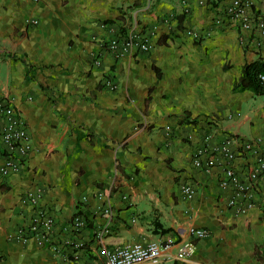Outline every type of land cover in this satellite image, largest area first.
I'll return each mask as SVG.
<instances>
[{"label":"crops","instance_id":"1","mask_svg":"<svg viewBox=\"0 0 264 264\" xmlns=\"http://www.w3.org/2000/svg\"><path fill=\"white\" fill-rule=\"evenodd\" d=\"M230 1L0 0V100L31 145L0 176V264H99L107 250L167 240L158 264H260L264 182L242 214L219 187L225 169L243 181L255 166L246 142L264 159V95L238 88L245 64H264V44L224 22ZM245 1L264 19V0ZM131 33L148 52L115 59L100 47ZM39 219L49 229L27 235ZM186 243L193 254L176 259Z\"/></svg>","mask_w":264,"mask_h":264},{"label":"built area","instance_id":"2","mask_svg":"<svg viewBox=\"0 0 264 264\" xmlns=\"http://www.w3.org/2000/svg\"><path fill=\"white\" fill-rule=\"evenodd\" d=\"M36 3L38 0H31ZM224 22L228 24H235V26L247 36L256 38L254 41L255 46L264 44V19L254 20L252 13L249 10V3L245 0H231L225 8ZM31 25L36 24L35 20L26 21ZM186 36H191L194 39L197 38L195 33L187 31ZM100 47H104L113 58L118 59L131 50L146 53L149 51L150 46L146 39L131 33L123 38H113L106 43H101ZM95 65L98 62L94 61ZM262 80V77H260ZM104 85L109 90H114L115 85L111 81L106 80ZM257 141H248L243 145L245 152H250L255 155V166L247 173L245 180L241 181L235 176L234 172L227 168L223 172V178L219 182V187L225 189L231 187L233 190L232 196L227 201V206L233 208L235 214H242L253 206V190L256 186V182L262 180L264 182V159L257 152ZM0 144L3 148V162L0 166V176L2 178L7 177L12 173H16L24 163L25 158L31 151L30 137L27 133L25 123L21 115L12 107L9 102L0 100ZM220 152L229 161L234 159L233 153L230 152L228 143H224L218 147ZM202 151H197L193 165L195 167L200 166L198 160ZM198 156V157H197ZM181 193L186 199H191L194 191L189 186L181 187ZM38 195L27 194V200L30 205L33 206L36 203ZM108 215V210L104 211ZM39 224L45 230L51 226L50 219H39L34 221L27 229L28 234H34L36 225ZM73 225L78 227L81 222L78 219H74ZM106 232V231H103ZM191 235L198 238L205 235L204 231L191 230ZM20 240H26L23 233H20ZM172 245L171 240L164 242H150L146 245L141 244H128L120 247H116L112 250L105 251L104 260L99 264H138V263H150L158 264L162 260L163 254ZM194 252V246L191 243L182 245L176 252L175 258L178 260H184L190 257Z\"/></svg>","mask_w":264,"mask_h":264},{"label":"trees","instance_id":"3","mask_svg":"<svg viewBox=\"0 0 264 264\" xmlns=\"http://www.w3.org/2000/svg\"><path fill=\"white\" fill-rule=\"evenodd\" d=\"M238 88L249 90L254 95H264V64L259 59L244 65ZM254 256L260 264H264V237L261 245L255 248Z\"/></svg>","mask_w":264,"mask_h":264}]
</instances>
